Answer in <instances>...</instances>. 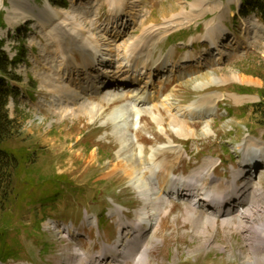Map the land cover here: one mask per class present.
I'll use <instances>...</instances> for the list:
<instances>
[{"label": "rangeland", "instance_id": "374dc122", "mask_svg": "<svg viewBox=\"0 0 264 264\" xmlns=\"http://www.w3.org/2000/svg\"><path fill=\"white\" fill-rule=\"evenodd\" d=\"M25 1L0 0V51H4L10 60L17 55L19 57L12 69H9L14 78L7 79V83L19 93L15 100H10L8 107L10 117L17 122L18 131L7 147L25 156V161L30 160L28 168L25 167L22 182L29 170L32 174L28 177L35 189L53 180L73 183L78 192L73 195L69 191L67 196L60 197L61 210L65 209V203H74L82 190L81 204L85 206L84 203L89 202L91 208L97 210L104 209L107 205L105 201L110 198V203L114 198L116 202L131 208L136 203L135 197H138V185H132L123 172H114L121 145L120 137L115 134L117 131L113 130L115 127L111 114L116 106H125L130 122L133 117L130 107L134 103L132 96L125 97L118 105L106 104L107 107L96 117L85 114L79 107L75 108L73 115H68L66 110L70 105L64 102L57 106L50 104L57 94L50 90L49 85L52 83L49 81L60 75L59 52L55 45L57 30L53 27L43 28L34 16L38 17V9L42 10L47 3H51L53 10L65 17V25L75 23L84 27L89 35L100 41L103 52H107L109 44L116 46L112 39L114 31L122 36L117 44L124 46L138 43L142 38L150 36L151 29L159 30L169 24H178L179 26L168 34L161 31L157 35L160 42L154 49V57L156 55L155 59H158L161 55L170 54V67L161 73L173 71L174 75L168 73L171 75L168 77L155 74V77H158L154 80L155 88L148 94L149 97L142 98L147 105L139 107L140 119L135 122V127L130 124L128 126L131 155L128 156L139 168L146 167L148 173L143 171L146 180L150 176L148 168H151L150 163L153 160L158 171L165 174L174 173L180 177L172 174L176 179L189 181L197 178L198 184L204 185L208 192H212H209L211 195L217 192L228 194L233 185H237L239 189L238 181L241 177L237 175L240 171L236 161L242 157V153L237 151H243L246 155L254 147L264 149V127L259 124L253 108L260 103V95L264 91V26L254 14L246 17L239 14L237 7L240 0H126L129 4H126L128 15L125 19H116L113 14L114 5L109 0H67L66 8L56 4L62 3L63 0H30L34 7L33 15L31 13L22 19L13 12L14 3L26 6ZM196 5L200 9L195 8ZM124 6L123 3L122 7ZM223 14L226 32L219 44V49L224 53L220 56L208 41L200 37L206 35L208 25H220V16ZM227 26L232 31L230 35H227ZM171 37L180 42L170 45L167 41ZM118 54L120 56L116 60L119 59L125 65L123 49ZM192 54L196 56L197 61L186 62L185 58ZM71 55L83 67L81 50L75 48ZM172 58L175 62H172ZM113 59L115 63H112L110 68L105 67V64L98 65L108 77L120 67L119 61ZM135 59L138 63V59ZM107 71L108 73H105ZM138 71H141V67ZM145 73L148 74V71H143L144 75ZM228 75H236L248 82L227 80ZM145 78L144 76L143 82ZM118 82L108 81L107 86L115 85L103 92L89 91L83 96L82 103L105 104L104 96L116 94L114 88L122 87ZM127 85L133 87L128 88ZM127 85L126 91L121 90L123 93L129 92L130 88L134 90L141 83L134 86L129 82ZM85 86L83 91L92 88V85ZM243 87L249 88L253 93L246 95L242 91ZM239 91L242 95L237 93ZM149 98H152V101ZM164 104L170 107V111ZM189 104L215 109L219 104L220 116L203 120L179 116L192 131L186 136H180L174 130L173 115ZM152 107H156L153 110L158 123L152 121L151 115L147 113ZM107 121L109 123L105 125ZM205 130H208L209 134H206ZM259 152L253 149L252 154L248 155L264 156V151L263 155ZM221 159L226 163H222ZM246 163L250 168L254 165L253 160ZM213 175L219 180L212 182L211 180L216 179ZM148 180L149 188L153 190V198L162 201L165 216H162L163 220L159 226L145 231L144 245L149 249L146 264H264V197L260 198L255 194L257 184L262 183V187L264 186V171L258 175L254 184L246 183L243 187L240 186L244 195L239 202L235 203V197L232 200L234 208L238 209V214H234L233 218L230 214L225 217L217 213L213 215L204 207H192L188 201L166 200L163 191L166 192L167 188L161 191L156 180ZM255 196L259 198L256 200ZM99 198L102 199L99 201ZM244 199V207H239ZM118 208L121 213H114L121 215L123 208L117 206L116 209ZM150 208L152 211L157 205H151ZM247 210H261L259 216L252 217L253 223L250 218L241 217V213ZM30 211L31 208L28 209L26 205L22 210L14 211L12 238L26 242L31 236H36V233L40 235L32 228L34 214ZM72 211L69 209L70 213ZM225 218L230 224L223 225ZM52 222L56 224V229L52 227ZM102 223L103 230L107 232L105 234L100 225L99 227L88 220L77 225L70 240H67L64 233L71 223L49 219L42 225L46 231L53 233L55 244L52 243L50 249L43 254L42 249L34 248L27 254L25 252L24 259L20 262L10 264H78L80 252L81 258L91 260L93 258L88 254L97 257L103 250V241L114 245L119 238L120 226L115 218L109 219L108 223ZM253 225V242L250 244L246 228ZM139 244L141 246L134 250L136 253L146 248L142 245L143 240ZM75 248H81L88 254L82 251L77 254ZM135 261L136 259H130L126 263H116L110 260L100 264H135ZM82 264L89 263L84 261ZM93 264H97V261Z\"/></svg>", "mask_w": 264, "mask_h": 264}, {"label": "bare ground", "instance_id": "6f19581e", "mask_svg": "<svg viewBox=\"0 0 264 264\" xmlns=\"http://www.w3.org/2000/svg\"><path fill=\"white\" fill-rule=\"evenodd\" d=\"M114 5V16L116 19L124 18L128 15V8L126 4H129L126 0H109ZM26 6H21L20 4L14 3V13L21 16L22 19H25L28 15L34 11L33 5L30 3V0L25 1ZM124 3V7L123 6ZM134 3V2H133ZM195 8H199V6H195ZM133 15V14H132ZM135 15V14H134ZM16 16V15H15ZM19 17V16H18ZM37 18L43 28L49 29L54 28L57 30L56 33V47L57 51L59 52L58 58L60 59V75L58 78L54 80H50L49 86L51 87L50 90L57 94L53 105L60 104L62 102L67 103L70 105V107L67 108L66 112L68 115H73V111L75 108L79 107L80 110L85 111V114H90L92 117L98 116L100 113L103 112L105 109L106 104L107 105H118L116 103H119L124 100L125 97L128 98V96H132L134 103L130 106L133 110V117L132 120L129 122L127 118V110H125V106H116L111 114V120L114 125V132L117 131L118 137H120V152H119V158L117 164L114 166V172L121 171L125 174V177L129 179L130 183L132 185H138L139 191L141 192L144 190L143 199L146 201H149V197L151 196V204L153 201H156V198H153L150 192V184L149 180H156L157 184H159V187L161 191H163L165 188H167V195L171 192V194H174L176 197H183V198H192L191 200L196 205H200L201 202H206L208 204L213 203H219V199L223 197V194L216 193L214 195L209 194L206 187L204 185L198 184L199 182L192 178L191 180H179L172 176V174L168 173L165 174L162 171H158L155 167V164L153 160L150 163L151 168L149 169L150 176L147 177V180L145 177H143V171L146 170V167L143 166V168H139V166L136 165V162L129 156L130 153V144L128 139V126L129 124L132 127H135V122L139 120L140 112L139 107L145 106L146 101L142 100V98L149 97L148 94L152 91L153 88H155V81L154 77L156 73L161 74L162 70L167 69L169 66V62L171 61L170 54L163 56L161 55L158 59H155L154 57V49L157 47L158 41L157 38H159L157 35L163 31L165 34H168L173 29L178 27L179 25L176 23L166 25V27H162L159 30L151 29L149 31L148 37H144L141 40L138 41V43H130L122 46L119 43L122 36L119 32L114 31V35H112V39L114 40V43L116 42V46L113 45H107V52H103L102 45L100 41H98L95 37L89 35L85 28L77 25L74 23V25H65V17L60 16L59 13H56L53 8L50 6L49 3H47L46 7L42 10L38 9V17ZM133 18V17H132ZM225 18V14L220 16V25H208L207 33L205 36H202L200 38L208 41V43L215 48L216 51L219 52L220 56H222L224 53L219 49V44L221 39L223 38L226 28L223 25V20ZM134 17V21H135ZM155 35V37H153ZM59 42V43H58ZM106 46V45H105ZM80 48L81 52L83 53V71L80 70L78 65L75 61H73L71 57L72 49ZM123 49L124 51V62L125 65L119 61L120 67L118 69H115L114 72H111L112 76L108 77L104 75L103 71L99 69V66L96 67L95 64L103 66L105 64V67H109L112 64L113 58H119V52ZM107 57V58H106ZM102 58V60H101ZM105 58V59H103ZM135 58L138 59V63L135 62ZM189 58V59H188ZM186 58V62L188 61H194L196 60L195 55H190ZM76 60V59H75ZM115 63V62H114ZM113 63V64H114ZM141 67V71H138V68ZM110 68V67H109ZM108 68V69H109ZM173 70V69H172ZM143 71H148V74H143ZM173 73V71H171ZM57 75V74H56ZM88 75V79H87ZM144 76L146 77L143 82ZM53 79V78H52ZM227 80H236L241 82H248L246 79H240L236 75H228ZM119 81L122 85L125 86L129 82L133 83L134 86L138 83V85L141 83V85L134 90L132 88L129 89V92L123 93L121 90L126 91L125 88H114L116 94H106L104 96V103H100L97 105H88L87 103H82L83 96L87 94L89 91H95L100 92L105 90V85L108 83ZM92 85V88L89 87L87 91H83L85 85ZM128 87V86H127ZM133 87V86H129ZM128 87V88H129ZM202 87V85H201ZM82 90V92H80ZM147 95V96H146ZM152 97H154L152 95ZM150 101H152V98H149ZM169 101V98H168ZM87 104V105H86ZM61 105V104H60ZM134 105V106H133ZM165 105V104H164ZM165 107L170 111V107L165 105ZM215 107V106H214ZM156 107L149 108L147 110V113L151 115L152 121L157 122V117L154 113V110ZM65 112V111H64ZM146 113V112H145ZM64 114V113H63ZM218 112L217 109L211 108V107H205V106H196L195 104H189L185 106L181 111L177 112L175 115H173L172 122L175 125V132L182 136L186 134H190V127L189 125L181 121L179 119V116L182 118H198V119H207L211 118L213 116H217ZM65 114L63 115V117ZM91 117V118H92ZM150 117V118H151ZM94 119V118H93ZM138 122V121H137ZM158 123V122H157ZM138 125V124H137ZM211 126V125H209ZM211 130V128L209 129ZM206 134H209L208 130H205ZM195 134V132H193ZM129 155V156H128ZM95 158V157H94ZM250 160H253L250 159ZM147 171V170H146ZM148 173V171L146 172ZM114 175V173H113ZM193 183V184H191ZM237 186V185H236ZM235 185L231 187V189L234 191V197L236 198L234 201L236 203L239 202L243 195L241 189H237ZM153 191V190H152ZM255 194L256 196H259L260 198L264 197V191L261 184H257L255 187ZM156 196V195H155ZM232 197H229L228 202L231 200ZM158 200V199H157ZM230 201L231 204H229L230 208L233 207V202ZM223 202V201H222ZM193 204V205H194ZM242 203L239 204V207H242ZM218 211H214L215 213L219 214L221 217H225L229 215V211H226L224 208L225 206L222 204H214ZM228 206V203H227ZM210 207V206H209ZM229 208V207H228ZM162 207L161 208H154L152 211L150 209H145V207L137 210L136 212V220L140 221L141 223H146L149 226L153 227L155 226L160 220H162ZM212 208H209V210ZM241 209V208H240ZM261 211V210H260ZM260 211H253V210H247L241 213V217L250 218L251 223H253V218L259 216ZM116 212L121 213L120 209H116ZM264 213V211H263ZM240 217V218H241ZM135 220V221H136ZM250 221V220H249ZM230 221L226 218L224 219L223 225H228ZM232 222V220H231ZM263 223V222H262ZM217 224V223H215ZM233 226V225H232ZM255 225L249 226L246 228V231H248L247 240L250 242H253V230ZM263 228V226H260ZM124 230H128V228L123 227L121 230V236L118 245L116 246H110L105 248V254L104 257L107 260L111 261H118L121 260H135V264H144L146 261H148V248H144L142 251L135 252V246L137 244L142 242V238H140L142 231H138V236L134 237V233H131L129 231H126L124 234ZM251 244V243H250ZM84 258V257H83ZM86 259H89L88 257H85ZM147 263V262H146ZM145 263V264H146Z\"/></svg>", "mask_w": 264, "mask_h": 264}, {"label": "trees", "instance_id": "16d2710c", "mask_svg": "<svg viewBox=\"0 0 264 264\" xmlns=\"http://www.w3.org/2000/svg\"><path fill=\"white\" fill-rule=\"evenodd\" d=\"M53 1V0H52ZM58 6L67 7L66 1L56 3ZM246 9L257 12L264 21V0H246ZM2 16V15H1ZM0 16V17H1ZM8 57L3 51H0V75L11 76ZM11 87L5 83L3 76H0V260L8 261L17 259L20 254V241L12 238V228L14 227L13 213L22 210L24 205L35 206L42 204L45 208L54 204L59 196L68 195L73 191V183L64 180H53L35 189L32 186L30 177L32 171L26 172L24 182L22 179L30 164L25 161V156L8 149V143L14 139L17 134V122L10 117L8 111L9 98L13 95ZM262 101L254 105V115L258 116V122L264 127V91L261 92ZM36 230H39V224L35 223ZM37 238V236H31ZM39 239V236H38Z\"/></svg>", "mask_w": 264, "mask_h": 264}]
</instances>
